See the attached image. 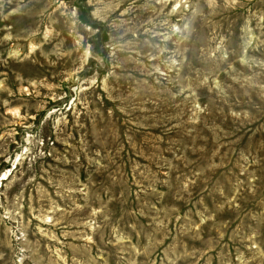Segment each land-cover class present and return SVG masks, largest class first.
I'll return each instance as SVG.
<instances>
[{
	"label": "rangeland",
	"instance_id": "374dc122",
	"mask_svg": "<svg viewBox=\"0 0 264 264\" xmlns=\"http://www.w3.org/2000/svg\"><path fill=\"white\" fill-rule=\"evenodd\" d=\"M0 264H264V0H0Z\"/></svg>",
	"mask_w": 264,
	"mask_h": 264
}]
</instances>
